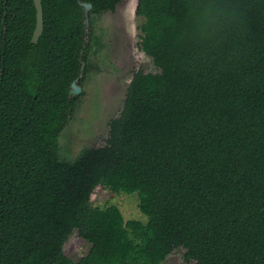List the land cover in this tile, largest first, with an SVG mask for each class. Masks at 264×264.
Here are the masks:
<instances>
[{
	"label": "trees",
	"instance_id": "16d2710c",
	"mask_svg": "<svg viewBox=\"0 0 264 264\" xmlns=\"http://www.w3.org/2000/svg\"><path fill=\"white\" fill-rule=\"evenodd\" d=\"M43 7L35 44L33 0H0V264H70L75 231L91 245L76 264H264V0H138L157 71L74 160L60 136L83 17L78 0ZM101 185L137 192L149 221L94 206Z\"/></svg>",
	"mask_w": 264,
	"mask_h": 264
},
{
	"label": "rangeland",
	"instance_id": "374dc122",
	"mask_svg": "<svg viewBox=\"0 0 264 264\" xmlns=\"http://www.w3.org/2000/svg\"><path fill=\"white\" fill-rule=\"evenodd\" d=\"M137 0H122L118 9L97 18L98 31L103 33V49L92 46L90 70L83 77L82 93L72 116L60 136L64 159L74 160L85 148L106 144L110 122L120 116L128 102L137 101L130 90L136 74L156 72L153 59L139 43L142 40V18L136 15ZM139 194L113 193L101 185L92 195L94 206L117 205L126 221H149L139 206ZM90 244L77 231L70 235L64 245L63 255L70 264H76L87 254ZM165 264H186L182 255L174 253Z\"/></svg>",
	"mask_w": 264,
	"mask_h": 264
},
{
	"label": "flooded vegetation",
	"instance_id": "af4514ba",
	"mask_svg": "<svg viewBox=\"0 0 264 264\" xmlns=\"http://www.w3.org/2000/svg\"><path fill=\"white\" fill-rule=\"evenodd\" d=\"M121 2H122V0H120L116 4L115 8H113V9L103 10L102 12H97L95 9L94 3L91 0H85V1L78 0L79 6H80L79 12L81 13V16L83 17V24H84V27H83V32H84L83 44H82L81 52L79 54L81 59L82 58L84 59L82 61V70H90L91 65L89 63V59H90V53L92 51V46L96 45L99 48L103 49L101 39H102V36L104 34L98 31L97 18L103 16L106 13L115 12L118 9V6ZM84 3L90 4L91 7L89 9H86V7L83 5ZM33 4H34V0H33ZM34 7L36 9L35 15H36V26H37V8H36L35 4H34ZM42 8H43V17H44L43 0H42ZM35 29H36V27H35ZM34 32H35V30H34ZM33 36H34V33H33ZM33 36H32V39H33ZM40 38H41V36H40ZM40 38H39V40H40ZM32 39H31V42H32ZM39 40H38V42H39ZM37 43H35V44H37ZM85 75L86 74L84 72L83 77ZM83 77H81V79H80L81 80L80 84H82ZM76 102H77V100H76ZM74 108H75V106L73 107L72 110H74Z\"/></svg>",
	"mask_w": 264,
	"mask_h": 264
},
{
	"label": "water",
	"instance_id": "95a60500",
	"mask_svg": "<svg viewBox=\"0 0 264 264\" xmlns=\"http://www.w3.org/2000/svg\"><path fill=\"white\" fill-rule=\"evenodd\" d=\"M34 4L37 8V26L34 32L32 42L37 43L44 30V17H43L42 0H34ZM137 4H138V0H137ZM83 5L86 7V9H89L91 7V5L87 3H84ZM136 9H137V5H136ZM83 71L84 70H82V74L77 79H75L71 84V88L69 91L70 100L79 96L83 91L82 85L80 84V79L81 77H83Z\"/></svg>",
	"mask_w": 264,
	"mask_h": 264
}]
</instances>
